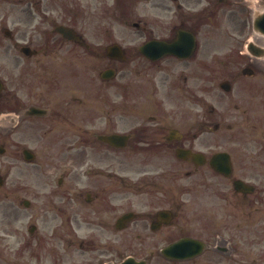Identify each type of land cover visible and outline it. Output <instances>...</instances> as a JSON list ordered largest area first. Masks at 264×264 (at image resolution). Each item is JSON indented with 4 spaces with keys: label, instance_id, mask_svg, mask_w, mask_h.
I'll use <instances>...</instances> for the list:
<instances>
[{
    "label": "flooded vegetation",
    "instance_id": "obj_1",
    "mask_svg": "<svg viewBox=\"0 0 264 264\" xmlns=\"http://www.w3.org/2000/svg\"><path fill=\"white\" fill-rule=\"evenodd\" d=\"M1 1L0 138L58 160L15 264H264L257 0Z\"/></svg>",
    "mask_w": 264,
    "mask_h": 264
},
{
    "label": "rangeland",
    "instance_id": "obj_2",
    "mask_svg": "<svg viewBox=\"0 0 264 264\" xmlns=\"http://www.w3.org/2000/svg\"><path fill=\"white\" fill-rule=\"evenodd\" d=\"M83 4H88L83 0ZM10 6L3 1L0 2V7ZM82 23L89 24L86 17H83ZM90 37V36H88ZM91 42V40H89ZM100 40H96L99 43ZM84 51V49H82ZM104 66V63L99 64V69ZM0 145L6 148V153L0 155V177L3 179V184L0 186V264H15V255L12 253L14 243L22 248L24 239L28 234L29 222L27 212L24 210L20 201L30 199L33 190H38L43 187L44 183H53L58 177L57 174L50 175L40 168L56 167L58 160L48 156L46 143L44 142H19L9 138H0ZM238 145H241L238 143ZM242 153H236V165L259 167L264 166L263 158L252 159L255 157V152L259 149L255 143H243ZM230 146L234 147L232 143ZM28 147L36 154V159L29 163L22 154L23 148ZM246 151V153H245ZM264 153V152H263ZM51 176V179L48 177ZM250 177V175H248ZM42 185V186H41ZM35 193V192H34ZM21 207V208H19ZM19 209L22 215L20 219H16V211ZM15 253V252H14Z\"/></svg>",
    "mask_w": 264,
    "mask_h": 264
},
{
    "label": "water",
    "instance_id": "obj_3",
    "mask_svg": "<svg viewBox=\"0 0 264 264\" xmlns=\"http://www.w3.org/2000/svg\"><path fill=\"white\" fill-rule=\"evenodd\" d=\"M254 23H255L257 35L262 36L264 38V13H262V16H260L259 13H257V18L255 19ZM254 54L258 55L259 57H263L264 59V46H261L260 44L255 45ZM0 152H3V150L0 149ZM25 155L28 160H31L33 158V155L29 151H25ZM214 160L220 162V165L217 166H221V167L231 166L230 158L227 154H218Z\"/></svg>",
    "mask_w": 264,
    "mask_h": 264
}]
</instances>
